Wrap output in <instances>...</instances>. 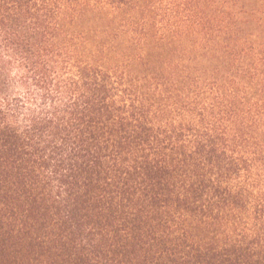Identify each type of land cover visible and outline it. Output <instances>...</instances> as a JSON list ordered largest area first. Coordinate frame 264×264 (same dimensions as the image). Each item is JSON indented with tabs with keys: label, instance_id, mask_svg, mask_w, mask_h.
<instances>
[{
	"label": "trees",
	"instance_id": "16d2710c",
	"mask_svg": "<svg viewBox=\"0 0 264 264\" xmlns=\"http://www.w3.org/2000/svg\"><path fill=\"white\" fill-rule=\"evenodd\" d=\"M0 264H264V0H0Z\"/></svg>",
	"mask_w": 264,
	"mask_h": 264
},
{
	"label": "rangeland",
	"instance_id": "374dc122",
	"mask_svg": "<svg viewBox=\"0 0 264 264\" xmlns=\"http://www.w3.org/2000/svg\"><path fill=\"white\" fill-rule=\"evenodd\" d=\"M260 1H262V0H260ZM262 5V4H261Z\"/></svg>",
	"mask_w": 264,
	"mask_h": 264
}]
</instances>
